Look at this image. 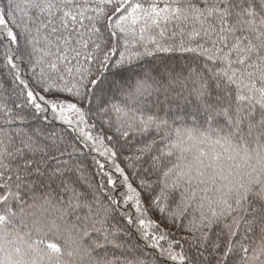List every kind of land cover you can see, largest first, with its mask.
<instances>
[{
	"label": "snow or ice",
	"instance_id": "obj_1",
	"mask_svg": "<svg viewBox=\"0 0 264 264\" xmlns=\"http://www.w3.org/2000/svg\"><path fill=\"white\" fill-rule=\"evenodd\" d=\"M0 264H264V0H0Z\"/></svg>",
	"mask_w": 264,
	"mask_h": 264
}]
</instances>
